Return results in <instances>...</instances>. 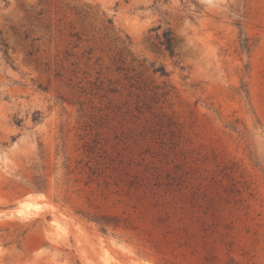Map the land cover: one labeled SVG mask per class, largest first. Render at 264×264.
I'll return each mask as SVG.
<instances>
[{
	"label": "rangeland",
	"instance_id": "374dc122",
	"mask_svg": "<svg viewBox=\"0 0 264 264\" xmlns=\"http://www.w3.org/2000/svg\"><path fill=\"white\" fill-rule=\"evenodd\" d=\"M0 264H264V0H0Z\"/></svg>",
	"mask_w": 264,
	"mask_h": 264
},
{
	"label": "trees",
	"instance_id": "16d2710c",
	"mask_svg": "<svg viewBox=\"0 0 264 264\" xmlns=\"http://www.w3.org/2000/svg\"><path fill=\"white\" fill-rule=\"evenodd\" d=\"M163 40L161 45L164 47V49L171 55H174V49H173V33L169 30L165 31L163 33ZM240 48L245 51L248 52L249 51V44L247 39L243 38L240 39Z\"/></svg>",
	"mask_w": 264,
	"mask_h": 264
}]
</instances>
